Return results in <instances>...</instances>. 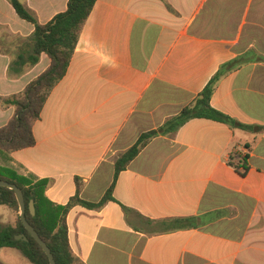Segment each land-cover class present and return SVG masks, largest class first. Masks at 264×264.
Segmentation results:
<instances>
[{
	"label": "crops",
	"instance_id": "1",
	"mask_svg": "<svg viewBox=\"0 0 264 264\" xmlns=\"http://www.w3.org/2000/svg\"><path fill=\"white\" fill-rule=\"evenodd\" d=\"M22 2L45 24L68 0ZM32 32L0 0V97L50 64L41 54L8 74ZM235 59L210 100L234 124L192 119L151 139L119 174L114 201L69 209L68 237L83 264H264V0H97L33 124L34 146L0 151V166L46 180L56 205L76 194L98 202L115 160ZM14 111L0 103V128ZM233 153L247 157L244 176L228 165Z\"/></svg>",
	"mask_w": 264,
	"mask_h": 264
},
{
	"label": "trees",
	"instance_id": "2",
	"mask_svg": "<svg viewBox=\"0 0 264 264\" xmlns=\"http://www.w3.org/2000/svg\"><path fill=\"white\" fill-rule=\"evenodd\" d=\"M7 1L21 20L33 26L31 36L22 44L9 65V75H19L24 66L36 64L41 54H45L50 60L46 70L29 82L20 93L0 97L2 105L13 106L15 109L14 115L0 128V151L12 153L34 146L33 124L39 120L49 92L65 76L81 30L97 0H68L66 10L45 24H40L36 20L22 0ZM241 63L240 59H235L221 65L191 105L184 107L157 129L140 134L136 142L115 160L112 183L98 202L82 201L76 194L66 205H56L45 195L46 180L33 182L12 169L0 166V179L21 189L25 202V218L45 242L56 264H83L69 243L66 222L69 209L74 205H81L87 209L100 208L107 202L114 201L112 193L119 174L151 139L158 135H170L192 119L234 124L231 117L212 107L210 100L218 80L237 69ZM236 154L230 155L228 165L244 176L249 169L247 157L239 155L234 159ZM30 202H33L34 206L33 215L29 211ZM0 205L8 207L16 214L13 224H4L0 221V249H17L31 264H49L41 247L22 225L18 203L12 190L0 187ZM20 234L25 235L27 241L16 240L15 236Z\"/></svg>",
	"mask_w": 264,
	"mask_h": 264
},
{
	"label": "water",
	"instance_id": "3",
	"mask_svg": "<svg viewBox=\"0 0 264 264\" xmlns=\"http://www.w3.org/2000/svg\"><path fill=\"white\" fill-rule=\"evenodd\" d=\"M0 187L7 188V189L12 190L14 192V195H15L16 201L18 203V207H19V218H20L22 225L24 226L26 231L31 235V237L41 247V249L43 250V252L45 253V255L48 258L49 264H56L55 260L53 258V255H52L51 251L49 250V248L47 247V245L45 244V242H43V240L38 236V234L36 233L34 228L27 222V220L25 218V202H24V197H23V193H22L21 189L19 187H17L15 184L9 183V182L1 180V179H0ZM29 211L32 215L34 214L33 202H30V204H29ZM15 239L27 241V238L23 234L15 236Z\"/></svg>",
	"mask_w": 264,
	"mask_h": 264
},
{
	"label": "rangeland",
	"instance_id": "4",
	"mask_svg": "<svg viewBox=\"0 0 264 264\" xmlns=\"http://www.w3.org/2000/svg\"><path fill=\"white\" fill-rule=\"evenodd\" d=\"M7 67V71H8ZM9 74V73H8ZM14 212L4 205H0V221L9 223ZM0 264H31L19 250L14 248L0 249Z\"/></svg>",
	"mask_w": 264,
	"mask_h": 264
}]
</instances>
